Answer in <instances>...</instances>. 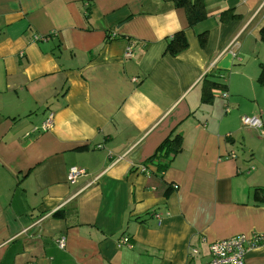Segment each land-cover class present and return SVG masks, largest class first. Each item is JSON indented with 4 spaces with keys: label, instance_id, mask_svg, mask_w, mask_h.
Returning <instances> with one entry per match:
<instances>
[{
    "label": "crops",
    "instance_id": "obj_1",
    "mask_svg": "<svg viewBox=\"0 0 264 264\" xmlns=\"http://www.w3.org/2000/svg\"><path fill=\"white\" fill-rule=\"evenodd\" d=\"M204 7L188 26L167 0H0V264H206L209 242L264 233V134L241 123L264 130V0ZM203 77L222 86L210 103ZM175 127L158 174L147 159Z\"/></svg>",
    "mask_w": 264,
    "mask_h": 264
},
{
    "label": "trees",
    "instance_id": "obj_2",
    "mask_svg": "<svg viewBox=\"0 0 264 264\" xmlns=\"http://www.w3.org/2000/svg\"><path fill=\"white\" fill-rule=\"evenodd\" d=\"M172 2L175 7L182 8L184 10L188 26L197 24L198 22L206 18L204 0H167ZM230 17L235 15L229 14ZM227 14L224 12L220 15V20H225ZM260 40L264 42V26L259 30ZM200 46H203L206 41V33L204 32L197 36ZM188 47V42L183 31H177L172 34L168 39L166 45V51L172 56H176L181 51H184ZM257 81L261 86H264V64L260 63V71L257 74ZM222 87L214 80L203 77L201 80V97L202 103H210L213 99L212 89ZM172 131L161 141L157 146L154 153L147 159L148 162L156 166V172L161 174L164 172L174 156L181 150L182 135L177 131V128L171 129ZM78 149H83L80 147ZM145 165V164H143ZM253 197H261L264 199V195L261 193V189L255 188L252 190ZM168 191H166V194ZM53 218L63 217V210H56L51 214Z\"/></svg>",
    "mask_w": 264,
    "mask_h": 264
},
{
    "label": "built area",
    "instance_id": "obj_3",
    "mask_svg": "<svg viewBox=\"0 0 264 264\" xmlns=\"http://www.w3.org/2000/svg\"><path fill=\"white\" fill-rule=\"evenodd\" d=\"M131 48L126 49V53H130ZM223 98L227 97V93H221ZM228 108L226 107V111ZM53 114H47L46 118L41 123L42 129H47L52 123ZM241 123L245 126H254L259 128L260 134H264V130L261 128L260 120L256 116H242ZM234 156L233 154L231 155ZM147 166L138 165L137 170L140 172H147ZM85 174L84 169L77 166H72L68 170L67 180L73 182L79 175ZM157 219H160L159 215H156ZM57 245L62 248L65 244L64 236L58 237L56 240ZM118 244L129 245L128 239L122 237L119 239ZM264 245V233H252L251 235L238 234L224 239L214 240L209 242L208 249L210 253V259L206 264H245V254L250 247H256ZM195 252V249H192Z\"/></svg>",
    "mask_w": 264,
    "mask_h": 264
}]
</instances>
